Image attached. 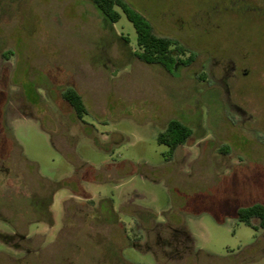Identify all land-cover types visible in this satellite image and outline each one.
<instances>
[{
    "label": "rangeland",
    "instance_id": "374dc122",
    "mask_svg": "<svg viewBox=\"0 0 264 264\" xmlns=\"http://www.w3.org/2000/svg\"><path fill=\"white\" fill-rule=\"evenodd\" d=\"M124 1L185 47L172 71L120 9L0 0V264H264L238 219L264 206V1Z\"/></svg>",
    "mask_w": 264,
    "mask_h": 264
},
{
    "label": "trees",
    "instance_id": "16d2710c",
    "mask_svg": "<svg viewBox=\"0 0 264 264\" xmlns=\"http://www.w3.org/2000/svg\"><path fill=\"white\" fill-rule=\"evenodd\" d=\"M91 1L99 11L112 23H118L122 18V13L134 25L137 34V45L140 52L138 57L146 63H160L169 71L182 62L180 54L186 49L177 40L161 37L153 32L152 26L145 17L135 11L124 0H88ZM117 9H120L118 11ZM76 113L78 119L82 120L87 114V108L81 95L73 88H67L62 94ZM192 131L177 120H171L165 130L158 137L161 144L169 147V157L173 155L176 148L185 144ZM225 150V149H224ZM260 220V226L264 228V206L255 204L238 210L240 222L253 227L252 219Z\"/></svg>",
    "mask_w": 264,
    "mask_h": 264
},
{
    "label": "flooded vegetation",
    "instance_id": "af4514ba",
    "mask_svg": "<svg viewBox=\"0 0 264 264\" xmlns=\"http://www.w3.org/2000/svg\"><path fill=\"white\" fill-rule=\"evenodd\" d=\"M264 1V0H263Z\"/></svg>",
    "mask_w": 264,
    "mask_h": 264
}]
</instances>
